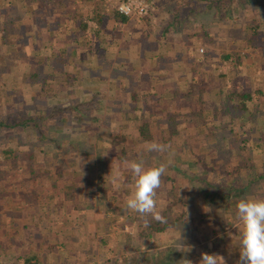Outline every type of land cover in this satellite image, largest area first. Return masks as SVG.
Segmentation results:
<instances>
[{"label":"crops","instance_id":"obj_1","mask_svg":"<svg viewBox=\"0 0 264 264\" xmlns=\"http://www.w3.org/2000/svg\"><path fill=\"white\" fill-rule=\"evenodd\" d=\"M225 1L222 3L221 0V7L223 10L226 9L230 15L233 14L235 7L246 8V11L251 10V12H254L253 7L256 8L255 3L249 4L247 1H243L241 4L235 3L236 0ZM194 4L191 11L196 14L204 12L207 10L206 8L213 7L211 1L194 0ZM9 5L8 3L7 7ZM217 5L220 7L216 2L214 6L217 7ZM8 10L9 8H6L7 12ZM66 11L68 17H62L60 24L64 29L66 27L67 33L66 38H62L59 33H56L57 29L54 28L52 31H48L45 12L38 5V30L40 31L38 32V71L32 75L33 79L38 82V72L42 75V80L48 78L47 83L43 86L47 89L46 91H49L50 98L59 96L57 100H51V106L56 108L63 107L64 104H61L60 100L70 94L77 96L81 94L88 101L100 97L101 99H98V101L106 102L104 94L108 91L109 95L115 94L118 98L114 100V105L109 104L107 106L106 104L103 109H100L99 105L101 103L94 104L92 110H104L105 118L103 120L101 118L89 119L88 122L92 120L94 124H84V134L81 133L77 137H65L59 135V130L55 134L58 137H64L60 141L58 137H51L52 134L51 139L41 138V135H38V147L27 153L29 158L32 159L31 162L35 161L33 167L35 166L34 176L38 175V198L27 197L26 192L22 190L23 183L21 185L14 183L13 185L9 182L7 188L9 194L2 201L3 207L0 210V227H2L0 228V231L2 230L0 233V254L2 256L17 255L20 259L19 263L23 258L24 264L28 258H33L31 263L37 262L38 264H92V261L96 264L97 261H100L98 258L101 257L105 258V260L103 259L105 264L110 259V249L105 250L106 246L102 244L103 239L113 238L114 233L120 239L123 236L122 231L123 233L129 231L128 225H122L124 221L129 220V224L132 226V224L138 225L140 220L139 214L130 212L125 207L126 198L134 190V181L124 162L126 160H143L146 167L153 166L149 165L147 160L151 159V155L155 157L158 153L149 152L147 147L144 148V144L152 141L158 142L161 139L160 137H163L162 141H164L166 139L164 138L165 135L161 134L158 129L164 126L169 127L170 120H174L178 113H193V116H183L178 121L184 127H196L198 130H194L195 132L190 135L197 140L202 139L204 133L207 134L209 129L207 125H204L202 119L197 118L198 115L200 116L198 111L202 106L201 100L204 99L206 102L204 106L208 111V117L213 114L215 118L218 115L219 108L215 92L222 89L224 90L223 96L228 93L224 88L225 85H218V76H216L217 74L212 67V57L207 56L204 59L188 55H181V58L177 57L180 52H176V54L175 50L184 49L188 43L184 38L185 36L180 39L177 38L176 41H173L172 38L174 34L176 37L178 33L173 29L177 23L176 21H179L176 15L178 12L173 11L172 15H175L168 19L170 22L161 30L162 33H153L151 23H148L145 26H140L137 30L130 29V37L121 32L129 29L130 18L127 22H122L119 18H116L115 12H113V20L116 26L106 24L103 27L105 23L103 21L102 25L89 28L92 31H87L84 35L88 38L87 41L83 39L79 40L78 43L74 41V34L70 31L75 30L77 27L73 19L76 12L70 8ZM77 13H81L84 19L90 15V13L85 14L83 11ZM4 15L5 13H2L0 16L3 17ZM1 17L0 21H2ZM26 21L20 22L18 29L36 30L32 22ZM216 25L218 26V24ZM39 27H44L45 31L42 30L41 32ZM98 31L99 34L96 35ZM132 31H134V34ZM193 31H201V29L197 28ZM235 31L232 36L229 35L231 40H239L238 37L243 34L240 31L235 34ZM77 33L79 32L77 31ZM186 37L188 36L186 35ZM195 38H199L197 41L202 42L201 34L195 35ZM231 40L229 43L232 44L236 41L233 40L232 42ZM3 41H6V39H3ZM128 44L130 55L128 54ZM64 47L72 48V50L76 48V53L71 55L72 51L66 50V53L62 55L60 52ZM45 50H48L49 54L47 51L44 52ZM229 53L233 52H226V54ZM128 57H131V59ZM231 59L234 60V58L228 60ZM50 61L52 64L49 63ZM39 64L41 66L49 64L48 69L51 68L50 75L41 73ZM128 68L131 70L128 73L129 75L126 73ZM73 69L74 71H72ZM112 69H114V76L111 72ZM116 70H120V72H116ZM64 72L68 73L64 75ZM73 77L76 78L75 84L68 83L67 80L72 81L70 79H73ZM107 79V84H110L108 90L106 89ZM125 80L127 83L124 84ZM34 86L38 87L36 84ZM58 86L59 88H56ZM114 86L119 87L114 90L116 93L113 92ZM127 86L131 87L129 91L136 94H157L156 100H158V103L151 102L149 107L146 106L155 114V118L150 121L152 135L150 134V139H144L143 145L140 144L143 140H140L142 136L138 132V127L141 124L125 114L127 108L122 102V96L125 95L122 88ZM60 87L64 89L61 90ZM172 88L177 89L179 95H173L170 91ZM181 90L184 93L190 92L191 95L182 97ZM38 95L42 96L39 88ZM206 95L210 98L207 99ZM81 96L79 97V103L76 102L80 106L85 103H82L84 99ZM178 98L189 100V105L177 103ZM66 100L67 107L68 105L72 107L71 102L74 98L71 99L69 96ZM45 103L42 102L43 105ZM110 110L112 113H110ZM101 122H103V128L108 129L107 133L110 136H108V140L98 141V150L100 149V151L96 152L94 150L95 145L92 144L90 139L103 135L100 133ZM77 124L79 123H72L70 127L73 128ZM127 126L131 129L129 133L125 131L127 137L119 139L129 142L124 152H131L133 156L123 155L122 158L124 147H112L110 144L118 142H115L113 138L117 129ZM209 126L214 125L212 123ZM219 131V128L212 131L215 132L212 137H217L220 134ZM122 132L124 131L122 130ZM177 138L180 140V134ZM64 140L66 142H63ZM187 140L188 138L184 139V141ZM60 142H62V146ZM102 145L104 150H102ZM13 154V159H15L19 152L14 151ZM5 155L7 156L8 153L5 152ZM159 155H161L160 160L162 163L168 156L172 158L176 156H172L173 154L170 151ZM164 184L165 181L162 180L161 187L157 190V203L163 202L162 199L165 197L162 193ZM32 186L34 187V183ZM146 218L152 219L150 216ZM116 224H119V226L115 232ZM131 228L133 230V226ZM10 259L14 262L12 258Z\"/></svg>","mask_w":264,"mask_h":264},{"label":"rangeland","instance_id":"obj_2","mask_svg":"<svg viewBox=\"0 0 264 264\" xmlns=\"http://www.w3.org/2000/svg\"><path fill=\"white\" fill-rule=\"evenodd\" d=\"M121 1L122 0H96L92 4H86L83 3L82 0H76L73 4L68 3V7L64 9L60 8V12L66 11L68 8L74 9L76 14L77 12L83 11L85 14L90 13L93 16L95 12H99L103 14V21L105 22L103 27L106 24H114V26H116L113 20V12H115L117 4ZM141 1L149 3L154 7V10L149 12L143 19H138L137 17L130 18L129 29H125L121 32L130 37V29L137 30L140 26L151 23V30L153 33H162L161 30L170 22L168 19L175 15H172L173 11L178 12L176 15L179 21H176L177 23L173 29L180 34L177 33L176 37L174 34L172 38L173 41H176L177 38L180 39L185 36L184 38H186L188 43L184 49L175 50V53L180 52L177 57L181 58V55H188L190 57L197 56L202 59L207 56L212 57V67L217 74L216 76H218V85H225L224 88L227 92L236 88V90L248 92L253 98L252 102H249L250 111L246 114H236L235 117L226 112L227 105L224 103L225 101L223 100L220 102L218 115H216L215 118L213 114L208 117V119L213 122V125H218L220 128V134L215 138L212 137L213 140L215 141L217 138L222 139L224 148L230 153L228 160H230L233 166H237L248 158L251 159L252 163H254L253 161L260 162V160H263L264 0H236L235 3L237 4H241L243 1H247L249 4L255 3L256 8L253 7L254 12H251V10L246 11V8L240 9L235 7V12L233 11L232 15L228 14L226 9L223 10L221 7L222 4H220L221 0H202L213 1V7L209 9L206 8L207 10L198 12L197 14L191 11L193 5H195L194 0ZM224 1L225 0H222V3ZM38 2H41V0H0V15H2V13L6 15L3 17L0 16L2 18V21H0V119L12 118L16 115L21 117L38 116V114L46 110V108H52L51 100H57L59 97L51 96L52 98H50L49 92L42 94V96L38 95V87L34 86L35 84L38 85V82H36L32 76L34 72L38 71V32H40L38 30V5H40ZM216 2L220 7H218V5L217 7L214 6ZM8 3L10 5L7 7ZM6 8H9L8 12ZM30 12L33 13L30 14ZM80 18L81 21L85 20L84 16H80ZM26 20L32 22L36 30L27 28L18 29L20 22H27ZM71 24L73 25V23ZM88 24L89 28L96 27L90 20H88ZM216 24H218V26ZM7 27L8 29H6ZM123 28L125 27L123 26ZM197 28H200L201 31H193ZM40 30L42 32L44 27L40 28ZM233 30H236L235 34L239 33V31L243 33L240 35L241 37H238L239 40H231L229 37V35L232 36L234 34ZM88 31H92V29ZM133 32L134 31H132V33ZM198 34H201L202 42L197 41L199 38H195V35ZM186 35L190 38L186 37ZM159 36H157V38L161 39ZM245 38L250 40V42H247ZM3 39H6V41H3ZM152 39L155 40L156 38ZM230 40L232 42L233 40L236 41L232 44L229 43ZM48 50L44 52L47 51L49 54ZM231 51L233 53L238 52L243 57L238 58L235 56L234 60H222V56L225 55L226 52ZM130 53L128 44V54L130 55ZM128 58L131 59V57ZM39 66L41 73L50 75L48 65L41 66V64H39ZM11 68L13 69L11 70ZM130 71L129 68L126 70L127 75H129L128 73ZM111 72H113L114 76V69H112ZM221 74H225L222 79L219 78ZM107 83L108 79L106 80V89L108 90L110 84ZM125 83H127L126 80L124 84ZM56 88H59V86ZM118 88L119 87L114 86L113 92L116 93L114 90ZM60 89L63 90L64 88L60 87ZM69 96L71 99L74 98L71 105L78 106L76 102L79 103L81 94L79 96L70 94L67 97ZM104 97L106 98V102L98 101V99H101L100 97H96L93 100L89 99L88 101L84 99V96H81V98L84 99L82 103L85 102L84 104L80 103L82 104L81 106H88L91 108L88 112L86 111L87 113H85V116H81L76 112L69 113L68 111H63L59 113V117L42 126V130L46 134L49 133L48 135L58 133L60 130V136L77 137L81 134L84 124H94L92 120L88 122L89 119L101 118V120H103L105 118L104 110L98 111L97 107V110H92L95 103L97 105L101 103L99 106L100 109H103V107H106V104L107 106L109 104L114 105V100L118 98L115 94L109 95L108 91L104 94ZM66 98H62L60 102L67 107V103H65L67 102ZM206 98L209 99L210 97L206 95ZM176 101L186 106L189 105V100H181V98H178ZM42 102L46 103L43 105ZM251 112H256L254 123L252 121H246L249 116L248 114ZM110 113H112L111 110ZM241 115H244V117L241 118ZM197 118L201 120L199 115ZM180 119H182V117L174 118V120H170L169 127H160L158 130L161 134L165 135V140H169L170 143L179 146L184 144L188 151L186 156L192 158L191 155L196 152L192 153L191 151L195 149L197 152L200 151L203 138L200 140L193 138L190 134L198 129L194 126H188L189 128L184 127V125L178 121ZM57 120L58 122H56ZM72 123H79L80 125L77 124L72 128L70 127ZM101 123L100 133L103 135L96 136L95 139H90L92 140V144L95 145L94 150L96 152L100 151V149L98 150V141L108 140V136H110V134L107 133L108 129L103 128V122ZM220 125L224 126L226 131H221L222 128ZM213 128H211V130L216 131V127ZM179 134L180 140L177 138ZM37 138L38 130L36 131L31 128L25 130L20 128L0 129V210H2L3 207L2 201L4 198L6 199V195L9 194L7 191L9 182L13 185L14 183H17V185L23 183L22 190L26 192L25 195L30 198H38V175L34 176L35 166L33 167L35 161L31 162L32 159H30L27 154L29 151H33L38 147L39 143ZM58 138L60 141L64 137ZM160 138L159 141L164 142L162 141L163 137ZM186 138H188V140L184 141ZM63 142H66V140ZM60 145H63L62 142H60ZM145 147H147V144H144V148ZM102 150H104L103 145ZM14 151L19 152V155L15 159H13ZM5 152L8 153L7 156ZM126 155L130 157L133 156V153L128 152ZM172 156H174V154ZM176 156L173 158L168 156L166 160H163V163L168 164L167 171H169V175L172 176V178L180 180L175 183L167 180L163 185L162 193L165 197L162 199L163 202H158L157 205L161 215L165 218L164 222H158L154 219H147L146 217L140 216L138 225L132 224V230L129 220L124 221L122 225H128L129 229L127 227L125 228L131 232L128 231L127 233H123L122 231L121 234H123V236H121L120 239H118L115 233L113 238H106L107 243L105 245V250L110 249L109 264H131L130 262H134L135 264H154L155 260L161 258H165V264H181L182 259H190L193 264H199L202 252L221 255L225 258L226 264H235L234 258L239 254V252H236L238 251L237 245L240 243L239 235L242 227L236 219V207L228 205L227 202H222L221 206L216 204L213 200L212 203L207 205L204 201V196L213 198L211 197L214 195L213 192L220 194L218 191L223 187V185L211 184L213 188L209 190L211 192L208 194V192L205 191L204 183L208 181L219 183L221 180H224L225 176H228L227 173L232 170H229L227 167H224V169L215 168L211 170L212 173L209 177L205 178L206 175L204 176L203 174L202 176L201 173H197L198 171L196 168L186 163L187 157L185 155L180 157ZM153 157L154 156L151 155V159ZM199 158L204 160L206 159V155L203 153ZM242 158H244V160ZM151 159L147 160L148 164L151 162ZM144 160L146 161V159ZM221 160L222 159H218L217 161L222 166L224 163ZM199 170H203V164H200ZM258 172L261 173V171ZM243 173L242 171L241 174ZM204 180L208 181L206 182ZM227 180L231 182L230 179ZM33 183L34 187L32 186ZM207 184L209 185V183ZM253 190L256 191L255 198L264 197V182L263 184L256 185ZM229 193L230 192H227V194ZM218 201L221 202L222 199H218ZM207 209L211 210L207 211ZM203 214H209V217L201 220ZM165 222L169 224V227L160 231ZM118 226L119 224H116L114 228L115 232ZM1 232L2 230L0 233ZM149 234H154V236L149 238L147 237ZM189 247H191V251H186V248ZM10 258H12L14 262H12ZM101 258H98L100 261H97L96 264H104L103 261L105 258ZM22 259L21 263H19L20 259H18L17 255L2 256V254H0V264H24V259ZM91 263L95 264L94 261ZM32 264L38 263L35 262Z\"/></svg>","mask_w":264,"mask_h":264},{"label":"trees","instance_id":"obj_3","mask_svg":"<svg viewBox=\"0 0 264 264\" xmlns=\"http://www.w3.org/2000/svg\"><path fill=\"white\" fill-rule=\"evenodd\" d=\"M76 0H41V2H38L39 8L44 10L45 12V20L48 23V28H49V32L52 31L54 28L57 29L56 33H59V36H61L62 38H66V27L64 29V27L61 26V18L62 17H68V12L67 11H63L60 12V8H66L68 7V3L73 4ZM83 3L86 4H92L94 3L96 0H82ZM211 3H214L213 1H211ZM226 5V3H225ZM66 15V16H65ZM82 14L81 13H77L76 15L73 16V19L78 26L75 28V30H70L72 34H74V41L78 42L79 40H85L87 41L88 38L85 37L84 35H86L85 33H87V31L89 30V24H88V20H90L93 24L95 25H102L103 23V14L101 13H96L92 16L91 14L89 16H87L85 18V20L81 21L80 16ZM115 16L116 18H119L122 22H127L128 21V17L126 16H122L120 15L117 11H115ZM82 17V16H81ZM70 18V17H69ZM66 23V22H64ZM8 29V27L6 28ZM5 29V30H6ZM77 31L79 33H77ZM48 32V33H49ZM99 34V31L97 32L96 35ZM49 38V37H48ZM248 38V37H247ZM246 39V38H245ZM247 42L250 40L246 39ZM79 43V42H78ZM66 50H70L72 51L71 55H73L74 53H76V48L74 50L65 48L62 50V55H64L66 53ZM241 58L243 57L240 53L238 52H234V53H229L223 56V60H228L229 58ZM50 64L51 61L49 62ZM49 65V64H48ZM51 66V65H50ZM51 70V68H50ZM74 71V69L72 70ZM54 72V71H53ZM116 72H120V70H116ZM122 72V71H121ZM68 72H64V75H66ZM53 74V73H52ZM63 75V76H64ZM72 76V74H71ZM225 74H221L220 78H224ZM42 75L38 72V88L39 90L42 92V94H45L49 91H46L47 89L43 86L44 84H46L48 78L46 80H42ZM48 77V76H47ZM55 79V78H54ZM70 79V78H69ZM72 81L67 80L68 83L72 82L73 84H75V80L76 78L73 77V79H70ZM41 83V85H39ZM40 86V87H39ZM131 87H123V95L122 97V102L125 104L124 106L127 108L126 110V115L128 117H132L134 120H136L138 123H140L141 125L138 127V132L140 134V136H142L143 142H140L141 145H143L144 141L147 139H150V121H152L151 119L155 118V114H153L152 111H150L146 106L149 107V103H158V100H156V93H149L148 94H136L133 93L130 90ZM208 89V87L206 88V90ZM205 90V92H206ZM172 92V94H178V90L172 88L170 90ZM204 92V93H205ZM217 92V91H216ZM215 92V98L217 101V105L220 104L221 101H225L224 103H226L227 105V109L226 112L229 114H232L233 117H235L236 114H246L247 112L250 111V106H249V102H252L253 98L252 95L248 92H244V91H239V90H231L229 91L225 96H223V92L224 90L220 89L218 90V92ZM181 96H190V92L184 93V91H180ZM203 93V94H204ZM179 95V94H178ZM125 99H127L125 101ZM203 99V98H202ZM205 100H201V107L200 110L198 111L201 119L203 120L204 125L208 126L209 132L207 134L204 133V137H203V141L201 144V148L200 151H196L193 150L191 151L192 153V158L190 156H186L185 153H188V151L186 150L185 145H175L173 143H170L169 140H164V142H160L159 143H163L168 145V149L167 151H170V153L177 155L176 157H180L183 154L187 157V162L185 160L186 163L189 164V166L191 165V167H194L197 169V173H201V175L204 176L206 175L205 178L209 177V175L212 173V169L214 170L215 168H223L227 167L229 170H232L231 172H228V176H225L224 180H221L219 183H213L214 181H208V180H204V181H208L207 183H209V185L207 183H204V187H205V191L208 192V194L211 192L209 190H211L213 187H211L212 185H223V187L220 188V190L218 191L220 194H216V192H213L214 195H212L211 197L213 198H209L207 196H204L205 198V203L207 205H209L210 203H212V200L215 201L216 204H219L222 206V202H227L228 205L231 206H235L237 205L238 200L242 199V198H246L249 197L250 195L252 196H256V191L253 190L256 185L259 184H263L264 182V159L260 160V162H255L254 163L251 162V159L248 158L246 160H244V158H242L244 161L242 163H239L237 166H233V164L231 165L229 157H230V153H228V150L226 148H224L223 144H222V139L221 138H217L214 140H212V136H214V133L212 132L211 128L216 127L219 128L218 125L217 126H209L210 124H212L213 122H211V120L208 119V111L205 109ZM89 110V107H82L80 105L78 106H70L68 105V107H61V108H56V107H48L46 108V110H43V112L39 113L38 116H19L16 115L15 117L12 118H4V119H0V129H17L20 128L22 130L25 129H35L36 131L38 130V135L40 134L41 138H45L47 137L48 139H51V137H58L57 134H52L48 135L49 133H45L42 129V126H44L45 124H48L49 121H51L52 119H56L57 117H59V113L60 112H65L68 111L69 113L71 112H76L77 114L81 115V116H85V113H87ZM87 111V112H86ZM197 112V113H198ZM147 113H149V115H147ZM193 116V113L190 114H180L178 113L177 117H183V116ZM248 119L246 121H252L253 123L255 122L254 117L256 116V112H251L248 114ZM241 118L244 117V115L240 116ZM80 125V124H79ZM221 126V125H220ZM75 127V126H74ZM54 128V127H52ZM221 130H225L224 126H221ZM214 129V128H213ZM220 129V128H219ZM122 130L124 132H122ZM129 126L127 127H123L118 128L116 131V134L113 136L114 141L117 142L114 144L111 143L110 145L112 147H124L123 153H122V158L123 155L125 156L127 153L124 152L127 145H128V141H121L119 138H126L127 136H125V131H127L129 133ZM120 131V132H119ZM226 131V130H225ZM81 133H85L84 130H81ZM131 133V132H130ZM152 135V134H151ZM51 136V137H50ZM116 138V139H115ZM47 139V140H48ZM120 141H119V140ZM145 139V140H144ZM217 141V142H216ZM80 144L82 145V143L80 142ZM80 145V146H81ZM233 150V149H232ZM166 151V152H167ZM121 153V152H120ZM203 153L206 155V159H200L199 157L201 155H203ZM234 153V152H233ZM160 153H158L154 158L151 159L152 162L149 163V165H158L160 163H162L160 161ZM189 155V154H188ZM177 159V158H175ZM218 159H222L221 161L224 163V165L221 166L220 163H218ZM177 161V160H176ZM218 163V164H217ZM252 163V164H251ZM200 164H203V170H199L200 169ZM221 166V167H220ZM222 169V170H223ZM220 170V169H218ZM242 171L244 172L243 174ZM258 171H261V173H259ZM169 171H167V173H165L162 177L161 180L167 182V180L172 181L173 183L180 181L179 179L176 178H172V176L169 175ZM211 177V176H210ZM222 177L224 178V176L222 175ZM220 178V177H219ZM201 179V178H200ZM204 179V178H203ZM227 179H230L231 182H229ZM226 180V181H225ZM227 192H230L229 194H227ZM221 195V196H220ZM245 196V197H244ZM250 196V197H252ZM215 197V198H214ZM264 198V197H262ZM218 199H222L221 202L218 201ZM230 203V204H229ZM232 212H234L233 210H231ZM209 214H203V216L201 217V220L208 218ZM169 224H167L166 222L164 223L163 227L160 229V231H163L164 229L168 228ZM154 234H149L147 237L151 238L153 237ZM240 237V235H239ZM240 240V238H239ZM107 240H103L102 244L106 245ZM238 251L236 253L239 252L240 249V243L237 245ZM234 258V257H233ZM33 258H28L25 261V264H32ZM165 258H161V259H157L155 260L154 264H165L164 263ZM239 261V254L238 256H236L234 258V263L237 264V262ZM127 262V261H126ZM131 264H135L134 262H130ZM105 264H109V260L106 261Z\"/></svg>","mask_w":264,"mask_h":264},{"label":"clouds","instance_id":"obj_4","mask_svg":"<svg viewBox=\"0 0 264 264\" xmlns=\"http://www.w3.org/2000/svg\"><path fill=\"white\" fill-rule=\"evenodd\" d=\"M168 145L156 141L148 142L147 150L165 153ZM126 168L133 177V192L125 200L126 210L164 222L158 210L157 190L161 187V177L168 164L145 166L143 160L125 161ZM211 209H207L210 211ZM236 219L241 224L240 251L237 264H264V198L246 197L237 202ZM191 251V247L186 248ZM181 264H193L190 259H182ZM199 264H226L225 258L217 254L201 253Z\"/></svg>","mask_w":264,"mask_h":264},{"label":"built area","instance_id":"obj_5","mask_svg":"<svg viewBox=\"0 0 264 264\" xmlns=\"http://www.w3.org/2000/svg\"><path fill=\"white\" fill-rule=\"evenodd\" d=\"M153 10V6L141 0H122L115 9L122 16L137 17L138 19H143Z\"/></svg>","mask_w":264,"mask_h":264}]
</instances>
